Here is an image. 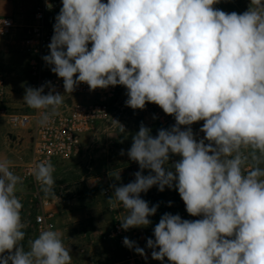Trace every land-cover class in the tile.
Masks as SVG:
<instances>
[{
    "label": "clouds",
    "instance_id": "9594fccd",
    "mask_svg": "<svg viewBox=\"0 0 264 264\" xmlns=\"http://www.w3.org/2000/svg\"><path fill=\"white\" fill-rule=\"evenodd\" d=\"M219 3L62 0L42 59L63 80L64 94L46 81L26 87L23 97L40 127L81 83L90 91L123 86L127 107L152 103L174 117L155 136L141 123L126 153L139 171L127 184L110 185L107 199L111 209L122 206L127 231L151 225L157 213L159 204L150 207L141 193L178 190L187 213L200 219L160 217L146 246L152 259L169 264H264V0H250L242 13ZM9 24L0 18V35ZM200 121L203 138L192 128ZM171 156L180 159L170 163ZM54 172L50 160L29 169L45 197L57 196ZM22 185L12 162L0 159V264H72L71 248L51 227L25 245ZM123 245L147 260L136 241L124 237Z\"/></svg>",
    "mask_w": 264,
    "mask_h": 264
},
{
    "label": "crops",
    "instance_id": "0c3cea01",
    "mask_svg": "<svg viewBox=\"0 0 264 264\" xmlns=\"http://www.w3.org/2000/svg\"><path fill=\"white\" fill-rule=\"evenodd\" d=\"M31 7L32 5L29 2H0V12H6V16L15 18L19 22L20 27L29 22ZM53 16L47 20L50 25L52 24L51 18ZM24 32V28H19L12 31L8 36H0V72L6 80L8 89L6 106L10 112L30 111L23 101L25 88L28 87L24 63L25 53L21 48V39L24 36ZM126 100V89L122 88L116 101L124 107L126 123L131 125L130 132H125L126 134L117 133L115 136H110L101 130H96L84 134L81 136L82 151L77 159L79 161L77 168L70 161L63 162L56 168L54 190L57 196L56 198L47 197L49 201L47 210L53 214L56 230L62 233L65 246L71 248L72 261L84 259L85 256L79 253L80 247H84L87 250V255H91L95 260L109 262L115 261L121 256V250L113 241H100L96 236L98 232L107 231L111 225V214L106 206V200L102 196L100 197V191L110 188L112 192L110 185L113 183L117 185L127 184L135 179L133 174L139 171V166L136 162L131 161L126 153L131 147L132 136L139 131L137 123L140 121V123L150 127L152 130L151 134L155 136L158 129L162 127L158 120L154 119L153 110L163 111L159 106L152 103L146 104L144 110H133L126 106ZM128 114L129 120L127 121ZM3 128L6 132L3 138L0 137V159L7 158L12 162V166L23 165L29 160L31 154V132L12 130L8 127L5 120L0 118V131ZM125 135L128 136L127 146L123 149L126 159L123 158L124 155L120 154L122 148L111 152L110 158L99 159L101 154L94 144H99L102 139L120 141L122 138L124 139ZM26 155H28V158L25 161ZM114 155H116V158H114ZM20 163L23 164L20 165ZM76 171H78V175L73 182L71 181V184H78L77 194L70 196V198L65 197L61 193L62 187L67 185L65 183L67 177L71 176L72 178V173ZM114 172L120 174L121 179L119 181L115 180L112 175ZM143 174L147 175L148 170H144ZM21 191H29V189L27 186L22 185ZM67 191L68 189L64 190L65 193ZM141 198L148 201L150 207L155 204H159V207L157 213L150 217L151 225L128 230L130 240L136 241L139 247L145 249L147 260L150 264H169L167 258L163 262L152 259V250L147 248L146 244L147 238L154 239L153 229L164 213L179 214L175 192L167 187L161 192L156 186H153L147 193H141ZM99 201L102 202L99 203ZM169 201L172 202L171 206H168ZM195 219H200V217H193V220ZM29 235L33 239L31 233L26 232V237ZM132 252L135 253L134 250Z\"/></svg>",
    "mask_w": 264,
    "mask_h": 264
},
{
    "label": "built area",
    "instance_id": "2783aa9c",
    "mask_svg": "<svg viewBox=\"0 0 264 264\" xmlns=\"http://www.w3.org/2000/svg\"><path fill=\"white\" fill-rule=\"evenodd\" d=\"M31 14L30 22L24 29V36L21 39V48L25 53V71L28 78V87H39L46 81H51L56 91L64 94L63 80L51 72L42 59L49 54L48 44L54 34L53 28L47 20L60 11L62 0H30ZM52 7L49 8L48 5ZM10 22L4 28L3 35L8 36L12 31L20 28L16 20L11 16H0ZM123 86L109 87L107 89H96L90 91L85 83H81L73 93H66L64 103L59 109V115L46 127H40L37 110L29 107V112H10L7 109L8 89L6 80L0 72V118H3L8 127L15 131L31 132V154L29 160L21 166H12L15 174L23 178V185L29 191H19L22 199V218L27 224L25 232H30L33 239L41 230L53 228L56 230L54 216L47 210L48 198L40 190V185L29 173V169L40 161L50 160L55 167L59 162L77 159L82 151L81 136L87 133L101 130L105 134L115 136L119 133V127L114 121L124 125L127 132V123L124 114V107L117 103L116 98ZM49 91L45 88V93ZM155 118L162 128L171 127L175 124L173 116L165 114L160 110H153ZM203 121L192 125L193 132L198 133V138L204 134L199 132ZM124 132V133H125ZM180 159L179 156H171L172 161ZM54 172V174H55ZM53 174V175H54ZM178 212L182 219L193 220L179 196L178 190L174 189ZM112 195L110 188L101 190V196L106 200V206L111 214L110 228L105 232L96 233L100 241H113L121 250V256L115 261L95 260L86 254L85 248L80 247L79 253L84 259L72 261V264H150L142 256L137 255L123 245V238L130 235L128 230L120 227V219L123 216V209H111L107 199Z\"/></svg>",
    "mask_w": 264,
    "mask_h": 264
},
{
    "label": "rangeland",
    "instance_id": "374dc122",
    "mask_svg": "<svg viewBox=\"0 0 264 264\" xmlns=\"http://www.w3.org/2000/svg\"><path fill=\"white\" fill-rule=\"evenodd\" d=\"M0 2L1 3H5V2H7V3H13V2H20V3L29 2V3H31L30 0H0ZM103 2H107V0H103ZM249 3H250V0H220V3L217 4V5H215V7L218 8V9H221V10H223L225 12H229V13L230 12H233V11H235L237 13H242L245 10H247V8L249 6ZM6 15H7L6 12H0V16H6ZM55 16H53L51 18V23H52L51 24V27L52 28H53V25L55 23ZM16 22H17V20H16ZM29 22H30V20H29ZM29 22L26 23V25L29 24ZM17 23L20 26L19 22H17ZM26 25L25 24L22 25V27H20V29H23ZM89 47H90V45H89ZM127 116H128L127 117V121H128L129 120V114ZM140 125H141V123L139 121L137 123L138 130H139ZM127 129H128L127 132H130L131 125L127 124ZM5 132L6 131H5L4 128L1 129V131H0V137L1 138L4 137V133ZM125 136H124V139L122 138L120 141H111V140H108V139H106V140L105 139H102L99 144H94V146L96 148H98V151L101 154L100 157H99V159L100 160L101 159L103 160V159H106V158H110L111 152H114V150H116V149H119V148L125 149V147L127 146V143H128V140H127V137L128 136H126V137ZM27 158H28V155H26L25 161L27 160ZM114 158H116V155H114ZM123 158L126 159V154H124ZM77 159H75V161L74 160H70V162H72V163H74V165H76V168H77V165L79 163V161ZM88 160H90V159H88ZM65 162H67V161H64V163ZM90 162H91V160H90ZM23 163H20V165L23 164ZM62 163L63 162L57 163L56 168L60 164H62ZM72 175H73L72 178H71V176H68L67 177V180L65 181V183L67 185H65L64 187H62V192H61L63 196L69 197V198H70V196H73L74 194H77V191H78V184L77 183L71 184V181L73 182V180L75 179V177L78 175V171L73 172ZM65 189H68V191L66 193L64 192ZM100 197H101V191H100ZM101 202L102 201H99V203H101ZM28 238L31 239V236L29 235L28 237L25 238V241H24L25 245H27V241L29 240ZM85 251H86V254H88L87 253V250H85ZM90 254H93V253H90Z\"/></svg>",
    "mask_w": 264,
    "mask_h": 264
}]
</instances>
